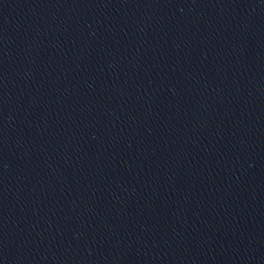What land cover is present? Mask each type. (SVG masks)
<instances>
[{
  "label": "water",
  "instance_id": "obj_1",
  "mask_svg": "<svg viewBox=\"0 0 264 264\" xmlns=\"http://www.w3.org/2000/svg\"><path fill=\"white\" fill-rule=\"evenodd\" d=\"M0 264H264V0H0Z\"/></svg>",
  "mask_w": 264,
  "mask_h": 264
}]
</instances>
